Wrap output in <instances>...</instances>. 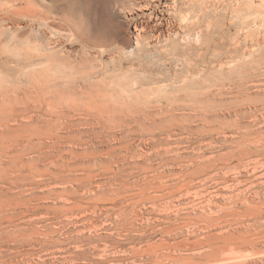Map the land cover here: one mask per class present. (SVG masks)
I'll list each match as a JSON object with an SVG mask.
<instances>
[{
    "label": "rangeland",
    "instance_id": "374dc122",
    "mask_svg": "<svg viewBox=\"0 0 264 264\" xmlns=\"http://www.w3.org/2000/svg\"><path fill=\"white\" fill-rule=\"evenodd\" d=\"M0 94V264H264V0H0Z\"/></svg>",
    "mask_w": 264,
    "mask_h": 264
},
{
    "label": "bare ground",
    "instance_id": "6f19581e",
    "mask_svg": "<svg viewBox=\"0 0 264 264\" xmlns=\"http://www.w3.org/2000/svg\"><path fill=\"white\" fill-rule=\"evenodd\" d=\"M5 3V2H4ZM13 3V2H12ZM7 6H9V4L7 5ZM6 8V7H5ZM34 11V10H33ZM17 12V11H16ZM33 13V12H32ZM37 13V12H36ZM35 14V13H34ZM39 15V14H38ZM32 16H33V14H32ZM38 20V19H37ZM142 30H143V28H142ZM246 36H247V34H246ZM159 37V36H158ZM213 39V38H212ZM214 43V42H213ZM212 44V43H211ZM130 46V45H129ZM137 48V47H136ZM215 52V51H214ZM30 53V52H29ZM208 53V52H207ZM210 56V55H209ZM120 57V56H119ZM123 57V56H122ZM211 57V56H210ZM36 59V58H35ZM31 61V60H30ZM32 61H33V59H32ZM149 63V62H148ZM189 63V62H188ZM35 64V61H34V63H33V65ZM26 65V64H25ZM204 65V64H203ZM195 66V65H194ZM31 76V75H30ZM31 78V77H30ZM29 78V79H30ZM28 79V78H27ZM31 80L33 81V79L31 78ZM30 80V81H31ZM31 84V83H30ZM35 85V84H34ZM21 88V87H20ZM36 88V87H35ZM5 90V89H4ZM3 91V90H2ZM21 92H23V90L21 91ZM20 92V93H21ZM27 93V92H26ZM33 93V92H32ZM3 94V93H2ZM23 94V93H22ZM1 95V94H0ZM5 95V94H4ZM24 95V94H23ZM7 96V95H6ZM2 97V96H1ZM24 97V96H23ZM28 97V96H27ZM30 97V96H29ZM7 98V97H6ZM25 98V97H24ZM7 100V99H6ZM33 102V101H32ZM8 105V104H7ZM218 258V257H217ZM219 259V258H218ZM156 262V261H155Z\"/></svg>",
    "mask_w": 264,
    "mask_h": 264
}]
</instances>
